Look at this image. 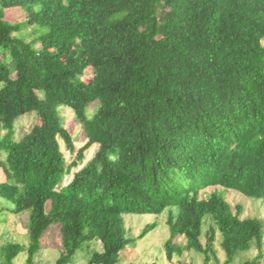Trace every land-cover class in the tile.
Here are the masks:
<instances>
[{
    "label": "trees",
    "instance_id": "1",
    "mask_svg": "<svg viewBox=\"0 0 264 264\" xmlns=\"http://www.w3.org/2000/svg\"><path fill=\"white\" fill-rule=\"evenodd\" d=\"M14 9L24 21L5 18ZM263 42L264 0H0V199L28 212V244L3 246L1 264L20 253L33 264L52 225L54 264L84 248L87 264H108L134 241L124 214L163 211L167 258L188 250L202 264H231L255 248L244 264H256L264 218L241 216L216 191L264 199ZM60 107L86 140L68 164L61 143L75 145ZM31 112L36 125L14 139L15 121Z\"/></svg>",
    "mask_w": 264,
    "mask_h": 264
},
{
    "label": "rangeland",
    "instance_id": "2",
    "mask_svg": "<svg viewBox=\"0 0 264 264\" xmlns=\"http://www.w3.org/2000/svg\"><path fill=\"white\" fill-rule=\"evenodd\" d=\"M5 18L14 23L24 21L23 13L19 9L6 11ZM29 33V28L23 31V34L27 36V39H31ZM91 78L92 71L87 69L82 80L88 82ZM94 109V105L88 107L87 114H92ZM59 115L62 120V126L69 131L75 145L74 152H70L67 151L61 143V150L66 159V163L68 164L74 160L77 150L85 144L86 140L83 137L80 123L76 120L70 109L60 107ZM34 125H36V114L34 112L19 117L15 121L14 139L23 137L24 134L29 132ZM3 134L4 132L1 133V135ZM94 150L95 147H91L85 151L84 160L76 169H79L86 164L91 158ZM69 179L70 176H65L61 185L68 183ZM211 191L212 189L204 191L205 195ZM216 192L220 194L231 205V207L241 205V216L257 219L264 218V199L247 198L234 190H226L224 188H219ZM25 205H28L27 201H25ZM7 208L11 210L12 206L0 199V209H4V212L0 214V250L8 243H19L22 245L28 244V238L26 235L28 212L15 215L9 212ZM167 216V211H163L158 215L124 214L122 218L127 236L134 241L124 250L113 255L108 264H202L203 256L188 250H184L181 254H177L176 251L173 250L171 253V259L167 258L164 247L166 240L169 238V229L166 224ZM208 218L209 216H206L203 221L201 236L202 243H205V235L209 227L213 226L211 219ZM150 224H154L153 229L147 230L145 236L141 238L140 234L146 226ZM219 241L220 236L217 235L214 242V249L219 261L223 262L224 255L220 250ZM176 245L178 247H183L185 245V239L183 237L178 238ZM41 247L40 251L34 256L33 264H54L61 251V236L58 230V225H52L49 228L41 240ZM91 249L100 251V244L97 242L91 244ZM88 250V248H84L82 252H78L71 264H87V256L85 252ZM257 255V249L252 248L246 253L237 255L231 264H244L246 261L248 262L255 259ZM25 258L26 255L24 253L18 254L14 264H24ZM211 263L212 261L210 264ZM256 264H264V246L262 248V256L260 259L256 260Z\"/></svg>",
    "mask_w": 264,
    "mask_h": 264
}]
</instances>
